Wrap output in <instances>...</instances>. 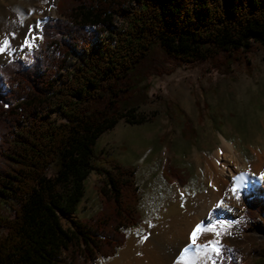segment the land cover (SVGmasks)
I'll return each mask as SVG.
<instances>
[{"label":"trees","instance_id":"1","mask_svg":"<svg viewBox=\"0 0 264 264\" xmlns=\"http://www.w3.org/2000/svg\"><path fill=\"white\" fill-rule=\"evenodd\" d=\"M55 6L29 60L0 65V264H88L113 255L138 220L137 185L132 165L96 153V137L121 118L146 119L139 105L148 75L196 61L228 71L251 47L264 48V0ZM91 170L99 174V207L63 226ZM161 173L184 181L167 161ZM247 202L245 213L264 222V200ZM218 246L215 258L236 264L235 247ZM248 264H264V245Z\"/></svg>","mask_w":264,"mask_h":264},{"label":"rangeland","instance_id":"2","mask_svg":"<svg viewBox=\"0 0 264 264\" xmlns=\"http://www.w3.org/2000/svg\"><path fill=\"white\" fill-rule=\"evenodd\" d=\"M49 1L0 0V34L5 25L14 32V44L6 53H0V65L17 57L29 60L26 55L40 42L41 23L57 16L56 0L48 12ZM36 31L37 37H29ZM26 37L30 47L24 44ZM142 83L146 84L147 98L139 109L146 119L129 123L121 118L102 131L94 145L97 154L133 166L138 220L124 229V243L113 255L98 256L88 264L116 259L128 247L131 234L146 223L156 228L155 233L170 232L197 218L211 199L198 159H210L222 139L231 144L241 164L253 163V152L264 153V48L251 47L228 71L215 69L207 61H196L180 64L169 73L148 75ZM165 161L184 178L183 183L163 177ZM233 167L228 165V169ZM98 176L94 170L87 173L75 210L60 217L63 226L98 209L93 185ZM177 187L184 192L179 201L172 196V189ZM253 196L264 200V189L243 186L239 190L234 196L239 204L236 214L227 223L207 226L213 231H206L201 259L187 264H224L215 258L216 245L209 241L227 249L235 247L232 254L236 264H248L257 256L258 248L264 245V222L245 213L247 200ZM171 208L178 210L171 221L173 227L163 223Z\"/></svg>","mask_w":264,"mask_h":264},{"label":"bare ground","instance_id":"3","mask_svg":"<svg viewBox=\"0 0 264 264\" xmlns=\"http://www.w3.org/2000/svg\"><path fill=\"white\" fill-rule=\"evenodd\" d=\"M52 1L47 2L48 12L52 10ZM4 27L3 33L0 34V41L6 38L9 43L2 53H6L14 44V32L8 31V25ZM30 36L37 37L38 31L31 33ZM252 155L255 158L253 163L249 166L245 163L241 164L231 144L222 139L210 159H198V166L202 171L204 182L211 196L207 206L199 213L200 215L185 221L182 226L176 227L175 230L170 228V232L163 229L164 231L155 233L156 228L154 229L146 223L131 234L128 247L116 259L102 264H187L201 259L207 226L210 223H227L230 221V216L236 214L238 209L239 204L234 196L239 190L243 186H255L264 189V153L253 152ZM228 165L234 167L228 169ZM241 176L243 179H236V177ZM172 190L173 198L178 201L184 197V192L178 187ZM177 215L178 210L171 208L163 223L168 222L169 226L173 227L174 223L171 221L175 220ZM198 224L201 225V229L197 232L196 242L193 244L191 233ZM185 249H188L186 254Z\"/></svg>","mask_w":264,"mask_h":264},{"label":"snow or ice","instance_id":"4","mask_svg":"<svg viewBox=\"0 0 264 264\" xmlns=\"http://www.w3.org/2000/svg\"><path fill=\"white\" fill-rule=\"evenodd\" d=\"M8 40L5 38V39H3L2 41H0V53H2V52H4L5 50H6V48H7V46H8ZM24 44L26 45V46H28V47H30L31 45L29 44V40H28V38L26 37L25 39H24ZM236 179L237 180H240V179H243V177L241 176V177H236ZM233 191H235V189H233ZM201 229V225H196V228H195V230H193L192 231V233H191V238H192V242H193V244H195V242H196V236H197V232L199 231ZM206 231H213V229L212 228H208V229H206ZM217 235H218V233H217ZM209 243L210 244H213V245H216L214 248H213V251H217L218 252V250H219V246L216 244V241H209ZM206 247V246H205ZM185 251V254L188 252V249H185L184 250Z\"/></svg>","mask_w":264,"mask_h":264}]
</instances>
